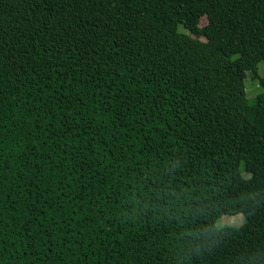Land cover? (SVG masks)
I'll return each mask as SVG.
<instances>
[{"label": "trees", "instance_id": "trees-1", "mask_svg": "<svg viewBox=\"0 0 264 264\" xmlns=\"http://www.w3.org/2000/svg\"><path fill=\"white\" fill-rule=\"evenodd\" d=\"M260 63L264 0H0V264H264Z\"/></svg>", "mask_w": 264, "mask_h": 264}, {"label": "rangeland", "instance_id": "rangeland-1", "mask_svg": "<svg viewBox=\"0 0 264 264\" xmlns=\"http://www.w3.org/2000/svg\"><path fill=\"white\" fill-rule=\"evenodd\" d=\"M206 24V18H202L200 25L204 26ZM179 32L187 33L183 27L179 28ZM258 73L260 78H264V64L260 63L258 65ZM246 99L249 103H253L257 96L263 93V89L260 86L258 81H252L249 74L246 80L244 81ZM245 223V219L242 215L237 216H222L217 223L218 228H240Z\"/></svg>", "mask_w": 264, "mask_h": 264}]
</instances>
